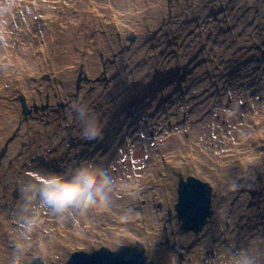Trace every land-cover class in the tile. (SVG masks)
<instances>
[{"label":"rangeland","instance_id":"1","mask_svg":"<svg viewBox=\"0 0 264 264\" xmlns=\"http://www.w3.org/2000/svg\"><path fill=\"white\" fill-rule=\"evenodd\" d=\"M0 1L3 2V4H0V13L8 15L10 13L12 19L10 30L16 29L11 33L14 52L7 51L5 48L6 43H3V37H0V46L3 49L0 52V61L4 60L3 55L11 58L12 54H14L24 64L21 73H25L28 70L26 68L28 64L27 59L30 60V58L20 52L21 45L23 43H30L33 51L35 42L32 36L34 38V34L39 32L42 34L41 37L44 40L47 34L54 32V29L45 31V28L48 26L35 28L29 26L28 29V25L22 24L25 17L29 18L30 24L34 23V15L30 10L31 0H20V11L12 10L9 0ZM37 1L38 4L42 2L43 6L46 7H48L49 2L54 3L50 11L52 16L49 14H44L45 16L38 14V16L42 17L43 20L54 18L53 24L56 32H60L64 27V22L71 21L73 16L85 18L82 14L86 12V9H83V6L74 5L75 0H70L72 4H69L68 0ZM92 1L97 7H100V4H102L104 9L107 3L113 5L119 15L118 23L123 27H128L126 28L127 30L124 29L125 31H118L116 29L111 34V39L114 40L116 48L98 50L95 53L92 61L95 68H98L97 73L88 70L85 62L79 59L75 65L68 64V66L74 67L71 74L72 86L70 88L60 87L59 77H55L47 70L35 77L32 80L33 84L18 86L13 90V95L11 96L12 102H10L18 106L19 113L18 118L13 123L7 121V126L13 125L24 136L20 141L19 151L24 157L21 163V172L26 177V180H29L31 176H35L33 172L34 167L44 174H40L41 176L48 174L60 175L57 173L59 169H62L63 173H65L67 168H80V165L85 163H92L90 166L99 167L104 170L103 166L106 164V154L110 152L114 155L119 150L123 152V155L117 161L118 166L116 164L107 166L106 169L108 171H112L114 174L118 173L122 168L121 165L126 163L127 152H130V150V154L132 153V155L136 156V150L139 149L140 163H145V158L148 155L150 156L149 148L155 146L158 149V146L160 143H164L163 139L166 137L174 135V138L177 137L178 142L181 140L180 138L188 140L191 137L193 127L199 123L196 117L198 108L203 109L207 107L208 109L206 115L202 113L199 117L216 116L217 118H223L224 125H227L226 119L230 111H243L247 114L261 107L260 111L263 110L262 114H264V31L263 29H259V27H255L256 23H250V20L247 18L246 9L249 7L250 0L247 3L245 1L239 4L236 0H225L224 3H220L221 7L218 5V0H171L170 3V0H163L162 3L159 0V9L157 7L154 10L156 21L151 26L146 27L143 32L134 29L129 30L128 22H131V20L128 19V15L131 9L124 0H108L106 4L100 0ZM59 2L63 4V7L58 5ZM82 3L86 4L84 0ZM259 5V12L262 13V10L264 11V0H261ZM64 6L68 7V10H64ZM200 6L204 7V12H201ZM251 6L254 5L252 4ZM206 8L208 9L207 11ZM237 8H239V11L233 13ZM256 9L258 10L257 7ZM102 12L105 13L104 16L108 17V13L105 10ZM104 16H102L101 20L96 19V17L95 19L94 17L87 20L84 19L85 33L96 30L99 32V35H102V33L107 32L106 26L98 23H103ZM163 22L165 24L159 30ZM209 22L211 23V28L208 26ZM263 25L264 23L261 24V26ZM24 26L27 29L26 32L23 30ZM201 26H203L204 31L201 29ZM6 33L4 32L5 35ZM132 34H135L137 37L134 43H131L129 40ZM23 39H25V42ZM191 39L196 41V53L194 54L191 52L193 48L190 42ZM49 40L48 44L51 43ZM43 44L46 45L45 40ZM259 46L263 49L260 50ZM81 50L85 53L87 47L83 44ZM9 52L12 54H9ZM139 52H143V55L140 57L142 63L138 65L156 67L155 70L164 67H166V70L172 68L174 72L162 70L152 75L154 70L149 76L143 75L142 78L136 79L133 75L140 67H135L132 71L130 69H132L133 57ZM85 57L87 58V56ZM5 62L10 63L9 60ZM179 64H184L181 72H178L182 69L178 67ZM10 65L12 66L13 64L10 63ZM206 66H211L212 70L202 72V75H199L198 71ZM224 66L226 74L220 76L215 74V72L219 74L220 71L218 69ZM256 66L260 67L259 72H254L253 68ZM36 69H38V66H36ZM243 70H246L244 75L242 74ZM15 71L18 72L17 69ZM14 75V73L11 74V77H14ZM236 75H240V77L236 78ZM79 79L81 80V86L78 93L76 91V82ZM255 82L259 84L258 87L255 85ZM255 87L257 89L251 95L250 92ZM237 89L239 92L241 91V97L239 98V106L234 108H238V110H234L230 109L227 103H230L228 100H233V95ZM94 91H97L95 93L97 103L102 104L100 114L105 116V121L103 124L99 123L102 128L101 135L96 139L86 140L81 138V129H76V131L72 130L73 127L67 129V126L70 125L68 117L66 115V117L60 116L57 112H63L68 107H71V105L78 104L80 97ZM101 91H103L102 95H105V98L98 99V94ZM29 93L35 95L36 98L31 99L28 97ZM21 94L26 96L29 107L32 109V115L28 118L22 115L21 103L19 102V95ZM88 104L86 102V105ZM36 107H38V110ZM91 110L95 113L94 109L91 108ZM38 121L43 125L47 124L44 128L46 130L38 131L39 129L32 125V122ZM50 122H58L57 126L59 128L57 130L51 128ZM60 122H63L64 125H61ZM258 123L262 125L264 120H259ZM206 124L212 130L211 134L217 132L216 135H212V139L215 140L216 138L219 140V137H216L219 129L215 127V123L207 121ZM227 127H230L229 130L227 129L228 131L232 130L231 124ZM249 129V126H247L246 130H243L246 138L251 134ZM51 132L55 134V138L51 137ZM261 132L264 133V125L261 128ZM48 138L55 143L59 142L54 147L38 146L41 140L44 141ZM247 142L246 148L248 151L255 148L259 153L261 152L260 141L257 143L252 141ZM60 143L62 144L59 145ZM126 143H129L132 149H125ZM148 143L149 147L147 146ZM11 144L12 142L0 149V168L6 164L7 168L5 171L7 172H11L15 166V162L11 159ZM79 149L81 151L78 154H72ZM189 153H192V156L200 160L202 159L201 155H204V153L199 154L196 151ZM134 156L132 157L133 160ZM40 157L43 159L37 161ZM163 157L169 159L170 154L168 152L158 153L156 167L161 168L160 164H167L164 163ZM188 158L187 155L184 160L185 165H189L190 163ZM127 162L131 163L128 159ZM128 165L132 168V164ZM160 171H162L161 177L158 178L152 173L148 174L149 176L152 175V177L148 179L150 181L147 192L142 190L141 187L137 195L142 196L140 203H138L139 198H136L134 202L126 204V213L129 212L137 216L143 213L150 198V193L153 190V185L163 183L164 176L170 174L169 171L160 169L156 172L160 173ZM256 173L262 176L257 185L245 186L233 196L235 202L242 197L240 199V202L243 203L240 209L242 215L236 220V223L231 218L223 220V229H229L233 224L234 242L228 243L227 234L222 232L221 238L217 242L204 249L203 263H214L217 261L216 258L218 256L215 248L220 243L230 253L241 248H246L249 241L255 242V240H258L261 245H264V173L260 169H257ZM190 176H195L209 182L213 187V194L215 195L212 205L213 215L206 227L198 234L184 232L175 212L180 177L186 180ZM175 184L173 204L163 209V205L157 203L156 208L153 209L158 216L157 221L160 220V228L158 227V230L162 233V238L156 244H154V241L145 240L143 236L133 240L144 244L148 262L153 264H157L154 250L161 248L165 250L171 248L170 255L179 264H195L192 256L194 250L191 249V246L173 245L174 236L176 234H191L194 237H201L216 218L220 202L226 198L227 186L220 189L217 188L216 182L206 175L196 174L191 171L178 173ZM11 186L10 183H5L2 192H8L5 204L13 211L18 202L16 200L20 197L21 189L16 182L13 184V187ZM119 186L122 187L121 189L127 188V185L117 182L113 194H123L118 191L117 187ZM163 191L161 190V192ZM14 193H16V196ZM34 197L39 198L38 193H34ZM235 202H232V204H237ZM96 207L101 208L99 203H97ZM169 211H172L171 219ZM85 212L89 216L91 215L90 208ZM128 222L129 220L125 219L118 221L117 226L114 227L115 233L125 238V235L133 234L132 230L137 229L140 231L142 229V232L146 231L145 228H142V223H138V227L132 225L128 229ZM100 224L99 222H94L96 229H92L89 220H85L81 227L85 229L79 232L90 234L87 244H83L80 241H70L69 237H67V240L70 242L67 245L64 244L59 255L50 254L49 260H46V258H42L41 260L45 264H66L70 258V254L77 247L82 248L81 246L83 245L84 251L89 253L101 247L115 250L121 245H128L120 241H108L105 237L100 238L98 231L100 228H105ZM151 229H153V225H151L149 230L147 229V232L151 231ZM2 238H4V235H2L0 241H3ZM5 244H8L7 241H5ZM28 244L30 255L39 252L36 247L42 251L46 250V247L48 253H50L47 240L45 244L41 240H32V243ZM67 246H69L70 251H66ZM10 248L16 250L19 264H23L25 261L32 262L36 259L28 255L25 256L24 251H19L15 244H11Z\"/></svg>","mask_w":264,"mask_h":264},{"label":"bare ground","instance_id":"2","mask_svg":"<svg viewBox=\"0 0 264 264\" xmlns=\"http://www.w3.org/2000/svg\"><path fill=\"white\" fill-rule=\"evenodd\" d=\"M68 1L69 4H72L70 0ZM82 1L83 0H75L74 5H79V7L83 6V9H86V12L82 14L85 18L73 16L71 21L64 22V27L60 32L55 31V26L53 24L54 18L43 20V18L40 17L38 23L34 22L33 24H30L29 18L25 17L26 20L24 19V22H22V24L28 25V29L29 26L33 28L48 26L45 28V31L54 29V32H52L51 34H47V36L44 38L46 45L43 44V38L40 42L37 39L32 38L35 42L33 51L30 43H23L24 45H21L20 52L25 54L26 57L30 58V60L27 59L28 64L26 65V68L28 70L25 73H21V69L23 68L24 64H22L20 60L18 62V67L16 68L17 60H15L14 58L15 55L11 53L15 51L13 48L14 44H12L11 42V33L16 29L10 30V22L12 20L10 13L9 15L2 12L0 13V37H3L2 42L6 43L5 48L7 49V51H11L9 52V54H12V56L9 61L11 64H13L12 66H9V62H5L4 60L0 61V149L6 147L10 142H12V144L10 145V153L11 159L15 162V166L11 172L5 171L7 168L6 164H4L2 168H0V238L2 237V235H4V238H2L3 241H0V264H13V261L17 258L19 264V257H17L16 250H12L10 248L11 244H15L19 251L23 250L25 256L28 255L35 258L38 257L39 259L46 258V260H49L50 254L59 255L60 251H62V247H64V244L67 245L70 241H80L83 242V244H87V240L90 238V234L79 232L82 231V229H85L81 228L82 223L85 220H89L92 229H96V225H94V222L101 223L100 225H103L105 228H100V230L98 231L100 233V238L105 237V239L108 241H120L124 244H130L136 238H140V236H143L145 240H149L150 242L154 241V244H156L162 238V233L158 230L160 220L157 221L158 216L155 214V211L153 209L156 208L155 206L157 203L163 205V209L173 204L176 175L178 173H186L189 171L195 172L196 174L209 176L216 182V186L219 189L227 186L226 198L220 202L219 211L216 218L208 226L201 237H194L191 234H176L173 239V245L191 246V249L194 250L192 256L195 264H205L202 262L204 249L208 246H212L215 242H217L221 238L222 232H225L227 234L228 243H233L235 240L233 234V224L231 228L223 229L224 219L231 218L233 222L236 223V220H238L242 215L240 211L241 207L243 206V203L240 202V199L242 197L237 202H235L233 196L245 186H253L254 184L257 185L262 177L256 173L257 169H260L262 173H264V133L261 132V128H263L264 123L262 125L258 123L259 120H264V114H262L263 110L260 111L261 107H259L258 110L255 109L256 111L254 110L252 112H248L247 114L243 111H230L226 119L227 125L223 124V118H217L216 116L199 117L202 113L206 115V111H208V109L207 107L203 109L198 108L196 117L197 120H199V123L193 127V133L188 140L180 138L181 140L178 142V140L176 139L177 137L174 138V135L166 137L165 139H163L164 143H160L158 149L155 146L149 148L150 156L148 155L145 158V163L142 162V164L139 160V149H137L136 156H134V154L132 155L131 153V156H134V160H132V168H130L129 165L126 164L128 163L126 161V163H123L121 165V170H119V172L116 174H114L112 171H108L106 168L107 166L115 164L116 166H118L117 161L119 160L121 155H123V152L119 150L114 155L110 152L107 153L106 164L103 166L105 168V174L113 178L114 184L120 182L127 185V191L126 194H113L112 202L107 207H103V205L99 203L101 208L96 207V215H94V213H91V215L89 216L84 211L77 213L72 217L65 219L64 221H59L50 212V210L42 208L39 203V198L35 197L33 198L32 203L29 206L30 211L26 214H22L20 211L21 205L23 203L22 191L20 197L16 200L18 202L13 211H11L5 204V199L8 196V192H2L3 185L5 183H10L12 185L11 187H13V184H15L16 182V184L20 186V189H22L23 182L26 180V177L21 172V163L24 157L19 151V144L24 136L21 134V131H19L13 125L7 126V121H11V123H13L14 120L18 118L19 113L18 106L11 103L13 90L18 86H27L29 84H33L32 80L40 73L47 70L55 77H59L60 87L70 88L72 86L71 74L74 69V67H72L71 65H75L77 63L76 61L81 59L85 62L88 70L97 73L98 68H95L92 61L95 53L98 50H110L116 48L114 40L111 39V34H113V31H115L116 29H118V31H123L124 29L128 28L123 27L118 23L119 15L116 10V17L113 19L110 17L109 13L108 17L104 16L105 13L102 11L105 10L106 12V8L104 9L102 4H100V7H97L94 4V7L90 8L87 5V0H84L86 4L82 3ZM100 1L105 2V4L108 2V0ZM124 1L131 9V12L128 15V19L131 20V22H128L129 30L134 29L136 31L143 32L146 27L151 26L156 21L154 10H156L157 7L159 9V0ZM162 1L163 0H161V3ZM224 1L225 0H220L219 2L218 0V5L221 7V4L224 3ZM244 1L246 0L237 2L239 4L241 2L243 3ZM250 1L252 3H249V7H247L246 10L251 8V5L254 3L255 7H258V16L250 14L247 18L255 19L259 26L260 21L264 19V17H262L264 11L262 10V13L259 12L260 5L256 6V4L259 2L258 0ZM20 3L18 7H20ZM0 4H3V2L0 1ZM52 6H54L53 2H49L48 7L43 6L42 2H40L37 9L38 14H41V16H45L44 14H49L50 16H52V14L50 13V11L52 10ZM200 7L201 12H204V7ZM64 10H68V7L64 6ZM207 10L208 9L206 8V11ZM238 11L239 8L234 10V13ZM97 13H101L104 16V19L103 23L98 21L95 22H98L100 25L104 24L107 28V32L102 33V35H99V32L96 30H91L89 33H85L83 23L84 19L87 20L91 19L92 17H94L95 19ZM153 16L154 18H152ZM208 26L211 28L210 22L208 23ZM23 28V30H25L26 32L27 29L25 28V26ZM201 29L204 31L203 26H201ZM4 32H7L6 35L4 34ZM48 40L51 41V43L48 44ZM23 41L25 42V39H23ZM190 42L193 46L191 52L192 54H194L196 53V41L194 39H191ZM83 44L87 47V51H85V53H83V51L81 50L83 48ZM2 50L3 49L0 46V52H2ZM142 55L143 52H139L136 56H134L133 63L131 64V71L134 70L135 67H140L138 71L134 72L133 76L136 79L142 78L143 75L149 76V74L152 73L156 68H152L149 65H138L142 63L140 61V57ZM4 56L5 55H3V57ZM85 56H87L88 59ZM50 64H52V66H50ZM68 64H71L69 65L71 67H69ZM36 66H38V69H36ZM183 66L184 64H179L178 67L182 69L180 71H177L181 72L183 70ZM16 69L18 70V72L15 71ZM162 70H166V67L156 69L152 75H155ZM210 70H212L211 66H206L205 68H201L198 71V74L202 75V72H208ZM218 70L220 71L219 74L216 72L215 74L219 76L226 74L225 66L219 68ZM253 70L254 72H259L260 67L256 66L253 68ZM166 72H174V69L170 68L166 70ZM13 73L15 75L14 77H11V74ZM245 73L246 70H243L242 74L244 75ZM239 77L240 75H236V78ZM255 85L258 87L259 84L255 82ZM257 87L251 90V95L257 89ZM96 92L97 91H94L90 94H86L80 97V101L78 104H86V102H88V107L90 109H94L99 123L103 124V122L105 121V116H102L100 114L102 104H100L99 102L97 103L95 97ZM102 92L103 91L98 94V99L105 98V95H102ZM240 92L237 89L233 95V100H228L230 103H227V105L230 109H234L236 106H239V98L241 97ZM28 97H30L31 99L36 98L32 93H29ZM74 105L75 104L71 105V107H68L69 109L67 108L63 112L57 113L60 116L66 115L68 117L70 125L67 126V129L73 127L72 130L76 131V129H81V126L75 119V111L73 110ZM20 107L22 109V106ZM234 110H238V108ZM207 121L214 122L215 127L219 129V132L216 136L219 137V140H217L216 138L215 140L212 139V135H216L217 132L211 134L212 130L210 129V127L208 128V124H206ZM57 123L50 122L51 128L57 130L59 128L57 126ZM60 124L64 125L63 122H60ZM230 124L232 125V130L228 131L230 127L228 128L227 126ZM32 125L38 128V131H42L46 130L44 128L47 124L43 125L40 123V121H38L32 122ZM247 126H249V130L251 132L248 138H246L243 134V130H246ZM51 135L52 138H55V134L52 133ZM247 141H252L254 143L260 141V147L262 149L261 152L259 153L257 150H255V148L248 151V149L246 148V145L248 143ZM58 142L59 141L55 143L53 140L48 138L44 141L41 140L38 143V146L54 147ZM186 143L187 146L185 147ZM61 144L62 143H60L59 145ZM147 146H150L149 143L147 144ZM80 151L81 149L76 150L72 154H78ZM191 151H196L199 154L204 153V155H201V160L196 159L195 163L190 162L189 165H185L184 160L186 159L187 155L189 157V161L190 155H193L192 153H189ZM160 152H168V154H170V158H167L164 162L167 163L166 165L160 164L162 167L158 168L156 167V160L157 154ZM68 155L70 154L68 153ZM42 159L43 158L40 157L39 159H37V161H40ZM91 164L92 163H85L81 164L80 166L99 168L92 167L90 166ZM77 168H67L65 173H63L62 169H59L57 173L67 179L74 175V172L75 170H77ZM158 169L169 171L170 174L168 176H164L163 183L153 185V190L150 193V198L147 201V205L145 206L143 213L139 216L129 212L126 213V204L134 202L136 198H139L138 203H140V198L142 196L137 195L139 194L141 187L142 190L147 192L150 181H148V179L152 177V175L149 176L148 174L152 173L156 178L161 177L162 171H160V173L156 172ZM33 172L34 174H42V172L40 170H37L36 167L33 168ZM233 184L235 185V188L232 187ZM121 188V186L117 187V189ZM161 190L164 191L161 192ZM232 202H235L237 204L233 205ZM25 215L31 220L30 225L26 224L25 219L22 218ZM122 219H125L127 221L129 220L127 226L128 229H130L132 225L134 227H138V223H142V228H145L146 231L142 232V229L140 230L141 232L137 229L132 230V235H125V238H123L122 236H120V234L115 233L114 229V227L117 226L118 221H121ZM154 221L156 222L154 223ZM151 225H153V229L147 232V229L149 230ZM67 237H69L70 241L67 240ZM29 240L31 243L32 240H41L44 242V244L47 240L50 247V253H48L47 248L45 247L46 250L42 251L41 254L38 252L32 253L30 255V248L28 247V243H30ZM5 241H7L8 244H5ZM81 247V249L84 250V245ZM170 250L172 249H155L154 257L156 263L179 264L171 257ZM215 250L218 256L216 258L217 261H215L214 263L210 262L206 264L230 263L228 256H230L231 253L229 252V250L226 251L221 243L215 248ZM66 251H70L69 246L66 247Z\"/></svg>","mask_w":264,"mask_h":264},{"label":"clouds","instance_id":"3","mask_svg":"<svg viewBox=\"0 0 264 264\" xmlns=\"http://www.w3.org/2000/svg\"><path fill=\"white\" fill-rule=\"evenodd\" d=\"M73 110L75 119L81 126V138L93 140L101 135L102 128L98 117L88 105L75 104ZM232 187L235 188V185ZM114 188L113 178L100 168L82 166L67 179L56 174L41 176L36 173L33 179L23 182V203L20 211L22 214L28 213L33 194L38 193L40 206L50 210L59 221H64L77 213L87 211L97 203L109 206ZM22 218L30 225L31 220L26 215ZM229 261L230 264H264V245L258 240L249 241L246 248L232 252ZM13 264H18V258Z\"/></svg>","mask_w":264,"mask_h":264},{"label":"water","instance_id":"4","mask_svg":"<svg viewBox=\"0 0 264 264\" xmlns=\"http://www.w3.org/2000/svg\"><path fill=\"white\" fill-rule=\"evenodd\" d=\"M136 37L133 35L130 42L134 43ZM81 80L77 81L79 89ZM23 116L28 118L32 110L28 107L26 98L20 97ZM44 109V108H43ZM178 200L175 212L182 222V230L198 234L207 225L213 215V189L206 183L193 176L184 180L180 177L178 189ZM171 215V212H169ZM169 215V216H170ZM24 264H45L36 258L33 262L26 261ZM66 264H153L148 262L146 248L143 243L136 241L128 245H121L112 250L102 247L93 252H74Z\"/></svg>","mask_w":264,"mask_h":264},{"label":"flooded vegetation","instance_id":"5","mask_svg":"<svg viewBox=\"0 0 264 264\" xmlns=\"http://www.w3.org/2000/svg\"><path fill=\"white\" fill-rule=\"evenodd\" d=\"M236 1L239 2V1H241V0H236ZM246 1H248V0H246ZM255 1H257V0H255ZM258 1L260 2L261 0H258ZM238 2H237V3H238ZM244 2H245V1H244ZM259 2H258V3H259ZM245 3H247V2H245ZM258 3L256 4V6L259 5ZM253 5H254V6H252V7L249 8L248 10H246V11H247V15L253 14V15H256V16H257L258 10L256 9L254 3H253ZM257 8H258V7H257ZM233 13H234V11H233ZM263 15H264V14H262V17H264ZM248 19L250 20V23H252V22H255V23H256L255 27H259V29H263V31H264V25L261 26V24L264 23V19H262V20L260 21L259 26H257L258 23H257V21H256L255 19H253V18H248ZM161 29H162V28H160L159 30H161ZM159 30H158V31H159ZM229 30H230V29H229ZM158 31H157V32H158ZM157 32H156V33H157ZM229 32H230V31H229ZM156 33H155V34H156Z\"/></svg>","mask_w":264,"mask_h":264}]
</instances>
